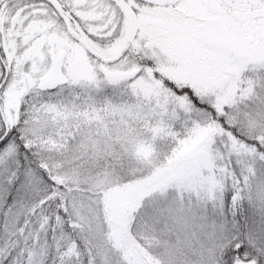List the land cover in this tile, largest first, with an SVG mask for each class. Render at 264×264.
I'll use <instances>...</instances> for the list:
<instances>
[{"label":"snow or ice","instance_id":"6c2138e0","mask_svg":"<svg viewBox=\"0 0 264 264\" xmlns=\"http://www.w3.org/2000/svg\"><path fill=\"white\" fill-rule=\"evenodd\" d=\"M0 264H264V0H0Z\"/></svg>","mask_w":264,"mask_h":264}]
</instances>
